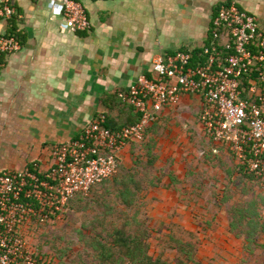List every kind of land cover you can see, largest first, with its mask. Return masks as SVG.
I'll return each mask as SVG.
<instances>
[{"label": "crops", "instance_id": "crops-1", "mask_svg": "<svg viewBox=\"0 0 264 264\" xmlns=\"http://www.w3.org/2000/svg\"><path fill=\"white\" fill-rule=\"evenodd\" d=\"M62 1L9 0L22 49L6 55L0 67V174L33 162L48 169L52 149L78 138L97 116H107L116 127L128 125L137 115L120 95L139 76L151 75L158 56L202 49L224 4L236 1L264 30V0H119L111 5L106 4L111 0H75L85 8L91 28L74 33ZM11 20L0 17V33H9ZM203 106L200 95H184L177 107L162 111L147 135L154 126L171 137L180 130L179 121L185 122L183 131L195 122L212 148L227 152L207 136ZM150 137L160 145L159 137ZM136 144L121 150V166L131 167Z\"/></svg>", "mask_w": 264, "mask_h": 264}, {"label": "built area", "instance_id": "built-area-1", "mask_svg": "<svg viewBox=\"0 0 264 264\" xmlns=\"http://www.w3.org/2000/svg\"><path fill=\"white\" fill-rule=\"evenodd\" d=\"M62 5L72 32L90 30L83 5L75 0H63ZM15 13L5 0L0 17L11 19ZM210 34L202 48L205 62L195 61L188 51L158 56L151 75L139 76L120 95L140 115L138 123L112 131L100 116L78 138L52 149L47 171L33 162L34 170L0 174V264H48L30 245L28 226L59 218L74 197L89 196L94 187L117 175L121 150L144 142L162 111L177 107L184 95L202 97L207 136L227 147L264 192V30L255 15L231 1L220 7ZM21 49L16 36L0 33V67L6 55ZM44 173L49 179L40 176Z\"/></svg>", "mask_w": 264, "mask_h": 264}, {"label": "rangeland", "instance_id": "rangeland-1", "mask_svg": "<svg viewBox=\"0 0 264 264\" xmlns=\"http://www.w3.org/2000/svg\"><path fill=\"white\" fill-rule=\"evenodd\" d=\"M184 123L171 137L153 126L132 148L129 169L122 165L89 196L73 198L58 219L30 224L33 250L48 264H101L96 240L112 242L114 230L124 228L146 232L150 254L167 262H177L180 242L198 264H264L260 183L240 174L228 152L215 155L195 122L186 131Z\"/></svg>", "mask_w": 264, "mask_h": 264}, {"label": "trees", "instance_id": "trees-1", "mask_svg": "<svg viewBox=\"0 0 264 264\" xmlns=\"http://www.w3.org/2000/svg\"><path fill=\"white\" fill-rule=\"evenodd\" d=\"M219 9L217 10V12L219 11ZM248 13L251 15H254L250 12H248ZM11 24H12V26L10 27L9 33H7V34L12 35V36H16L18 38V40H20V42L22 43L21 35L16 31L17 25H16V18L15 17L12 18ZM193 54L195 57L194 58L195 61L200 60L202 62H205L206 57L204 56L203 49H197L193 52ZM125 105L130 106L134 110V112L136 113L135 109L130 104L125 103ZM136 115H137V117H135L133 120H131L129 122V124L126 126H130V125H134V124L138 123V121L140 120V115L138 113H136ZM98 117H100V116H97V118ZM106 126L109 129H111L112 131H118L121 128H123V127H121V128L116 127L113 124H111V122L108 120L107 116H106ZM126 126H124V127H126ZM138 144H140V143H138ZM213 149H215V148H213ZM225 149L228 152L227 154H229L233 158L238 172L240 174L246 176V177H250V178L257 181V179L255 178L254 175H252V174L250 175L246 172L245 167L242 166L237 161V159L235 158L233 153L228 148H225ZM219 151H220V149H219ZM213 153H214V151H213ZM219 153H217L216 155H219ZM37 164H40V163L37 162ZM28 167L31 170H34V163L29 164ZM120 169H121V161H120ZM120 169H119V172H120ZM44 175L41 174L40 176L42 178L44 177V178L49 179L48 173H44ZM115 176H113L112 178H114ZM110 179H108V180H110ZM70 201L63 207L62 211L60 212V216L65 213L66 209L68 208V206L70 204ZM51 219L56 220L58 218L55 216H52ZM112 238H113L112 242H103V241L96 240L97 243L95 245L96 246L95 249H96V253H97L98 258L101 261V264H190V263L191 264H198V261L194 255V252H193V250H191L192 247H190L189 245H185L183 243H180V242L176 248V249H178L180 256L178 257V260L176 263H171V262L164 261L161 257L155 258L150 254L149 244L147 243L148 241L146 240V239H148V234L146 232L144 234L131 233L124 228L123 229L117 228L114 230V232L112 234ZM248 242H250V241H248ZM38 256L43 257L39 253H38Z\"/></svg>", "mask_w": 264, "mask_h": 264}]
</instances>
